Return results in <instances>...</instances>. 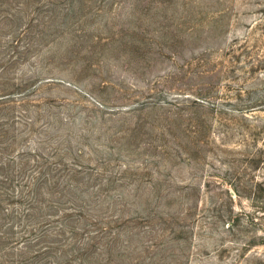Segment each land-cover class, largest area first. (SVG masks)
Segmentation results:
<instances>
[{"label":"rangeland","instance_id":"1","mask_svg":"<svg viewBox=\"0 0 264 264\" xmlns=\"http://www.w3.org/2000/svg\"><path fill=\"white\" fill-rule=\"evenodd\" d=\"M0 98L73 232L17 264H264V0H0Z\"/></svg>","mask_w":264,"mask_h":264},{"label":"trees","instance_id":"2","mask_svg":"<svg viewBox=\"0 0 264 264\" xmlns=\"http://www.w3.org/2000/svg\"><path fill=\"white\" fill-rule=\"evenodd\" d=\"M1 100L0 98V102H3ZM14 158H18V156ZM14 158L11 160L12 162H15ZM33 166L36 168L34 169L36 174L43 173L39 164ZM18 171L20 170L18 169ZM38 176H33L36 178L32 181L31 188L28 184V190H24L16 189L15 176L13 179L8 174H1L0 224L9 228L13 234H10L12 239L9 240L7 233L0 231V248L3 249L0 252V264L20 263L24 254L31 250L30 253L34 254L33 256H39L43 252L47 253V243L51 241L53 235L64 236L67 241L69 235L73 234L72 230L67 228L69 224L66 221V215L71 217V214H66L65 210L53 205H47V188L44 187L47 184L46 178L40 180ZM34 185L38 187L34 188ZM235 189L237 188L235 187ZM256 190L262 192L263 195L264 185L257 184ZM45 208H47V212L43 214ZM261 210H264V206H261ZM34 215L39 217L31 221ZM17 231H20L22 236H15ZM32 235L35 240L39 241L36 242L40 248L38 250L33 248L29 242ZM48 247L50 248L51 245Z\"/></svg>","mask_w":264,"mask_h":264}]
</instances>
